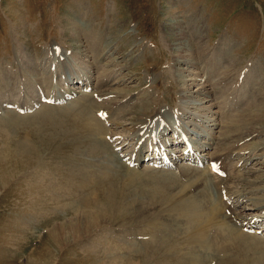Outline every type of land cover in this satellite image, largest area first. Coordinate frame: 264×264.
Here are the masks:
<instances>
[{
    "label": "rangeland",
    "instance_id": "1",
    "mask_svg": "<svg viewBox=\"0 0 264 264\" xmlns=\"http://www.w3.org/2000/svg\"><path fill=\"white\" fill-rule=\"evenodd\" d=\"M187 48L192 64L176 58ZM29 60L33 72L20 68ZM105 90L109 100L98 96ZM156 109L172 124L163 137L174 164L162 159L161 140L138 130ZM150 121L151 129L161 119ZM185 136L201 154H226L231 169L184 159L185 143L171 140ZM238 150L250 173L232 191L264 189V0H0V264H264L256 225L225 217L207 246L190 239L219 209L218 190L237 204L220 183ZM246 203L228 206L242 216L263 211Z\"/></svg>",
    "mask_w": 264,
    "mask_h": 264
},
{
    "label": "bare ground",
    "instance_id": "2",
    "mask_svg": "<svg viewBox=\"0 0 264 264\" xmlns=\"http://www.w3.org/2000/svg\"><path fill=\"white\" fill-rule=\"evenodd\" d=\"M187 1V0H186ZM185 2V1H184ZM183 2V3H184ZM188 23H191V22H188ZM178 24V23H177ZM180 24V23H179ZM178 24V25H179ZM190 25V24H189ZM177 26V25H176ZM181 26H183V25H181ZM195 26H197V25H195ZM203 27V26H202ZM182 28L183 27H179V29H180V31L179 30H177V33L179 34L178 35V37H179V41L176 43V45H178L177 46V48L178 49H181V51L180 52H182L183 51V49L184 48H182V45H186L185 44V41H181V33L183 32V30H182ZM184 33V32H183ZM184 35V34H183ZM202 40V39H201ZM101 41V40H100ZM95 42V41H94ZM201 42V41H200ZM224 43H225V41H224ZM226 45V44H225ZM174 46V45H173ZM189 47V46H188ZM219 47V46H218ZM173 48V47H172ZM225 48V47H224ZM223 47H221L220 48V50H222V51H224V52H226V50L224 49ZM188 50H189V48H187L186 49V53H184V54H181V56L180 57H176L177 59L178 58H184L182 61L184 62V63H187V64H192V58H191V56H190V52L188 53ZM55 51H56V49L55 48H53V47H51V48H49V50H48V52H47V58H50V59H53V53H55ZM190 51V50H189ZM185 52V51H184ZM106 54H108V53H106ZM193 54V53H192ZM64 58V56H61V60ZM29 59V58H28ZM176 59V60H177ZM57 61V60H56ZM52 64H54V60H52ZM19 63H21V62H19ZM57 63V62H56ZM55 65V64H54ZM51 66H53V65H51ZM20 68H27V69H29L31 72H33V67H32V65H31V63H30V60L29 61H25V62H23L22 64H21V66H20ZM2 70H4V69H2ZM5 71H6V69H5ZM37 75V74H36ZM35 75V76H36ZM47 76V75H46ZM107 76H110L109 74L107 75ZM24 77L25 78H27V77H29V76H26V74L24 75ZM47 78V77H46ZM39 79H41V78H39ZM108 79H109V77H108ZM194 79H196L197 80V78H194ZM194 79H190V80H194ZM78 80V79H77ZM45 81V80H44ZM43 81V82H44ZM82 81V80H81ZM86 81V79H84L83 80V82H85ZM88 81V83H90L91 81L90 80H87ZM189 81V80H188ZM79 81H77V83H78ZM87 83V84H88ZM183 83L184 84H186L187 83V78H183ZM11 87V85H8L7 86V89L8 88H10ZM202 90L203 89H200V90H198V91H196L198 94H202L203 92H202ZM74 92H77L75 89H72V90H69V91H66V97L67 98H69V97H72L73 95H74ZM103 92V91H102ZM184 92V91H183ZM98 93V92H97ZM208 93V92H207ZM112 93L111 92H109V91H106L105 90V92H103V93H98V96H108V95H111ZM191 95H193L192 93H191ZM209 95V94H208ZM202 96V95H201ZM184 97H186V96H184ZM189 97V96H188ZM193 97V96H192ZM191 97V98H192ZM200 97V96H199ZM203 97V99H208V97L206 98V97H204V96H202ZM105 98H107V97H105ZM194 98V97H193ZM108 99V98H107ZM189 99V98H188ZM55 100V99H54ZM109 100V99H108ZM195 100V99H194ZM198 101H200L199 99H197ZM182 101V100H181ZM204 101V100H203ZM36 102V101H35ZM146 102H148V101H146ZM184 102H186V101H184ZM190 102H192V100L190 101ZM104 103V102H103ZM202 103V102H201ZM106 104V103H105ZM184 104V103H183ZM193 104H195V103H193ZM196 104H199V103H196ZM23 105V107H26L27 106V103H24V104H22ZM205 104H204V102H203V105L202 106H204ZM148 106V104L147 103H143L142 105H141V107H138V112H140L139 114H140V116H142V115H144L146 112H147V109H146V107ZM188 106V105H187ZM187 106H186V108H187ZM195 106V105H194ZM198 107H199V105H197ZM106 107V106H105ZM185 107V106H184ZM208 107V106H207ZM103 108V107H102ZM102 108H100V109H102ZM107 108V107H106ZM161 108V107H160ZM192 108V107H191ZM206 108V107H205ZM193 109H195V107L193 108ZM197 109V108H196ZM188 110L189 109H187V112H188ZM198 110V109H197ZM205 110V109H204ZM203 110V111H204ZM207 110H209V109H207ZM100 111H102V110H100ZM212 111V110H211ZM199 112V111H198ZM105 113V112H104ZM103 113V114H104ZM176 113L178 114V115H184V116H186L185 114V112H181V111H177L176 110ZM200 113H201V111H200ZM164 115V116H163ZM171 115V114H170ZM192 115H194V118H199L200 117V115L195 111L194 113H192ZM246 115V114H245ZM139 116V117H140ZM212 116V115H211ZM211 116H207V121L208 120H210V122H211V125L212 126H214L215 125V127L217 126L216 124H218L217 123V121H216V119L217 118H214V117H212V118H210ZM159 118V119H161V121L160 122H158L157 124H156V126L155 127H153V128H151L150 129V127H149V125H150V123H151V118ZM172 118V117H171ZM181 118V117H180ZM183 118V117H182ZM192 118V117H191ZM250 119V118H249ZM203 120H206V117H205V119H203ZM202 121V120H201ZM206 121V122H207ZM205 122V123H206ZM188 123V122H187ZM208 123V122H207ZM189 124V123H188ZM170 125H172L169 121H167L166 119H165V113H164V111L162 112V110L161 109H156V111H155V113H154V115H152L151 117H149V118H147V119H145V120H143L141 123H140V125H139V129L138 130H141L140 131V133H145L146 135H149V136H151V137H153L154 139H156V141H155V143H158L159 142V140H161L162 141V143L160 142L159 144L160 145H163V146H165V148H166V151L165 152H163V153H161L163 156H162V159L164 160V158H166L167 157V159H171L172 161H173V164L175 163V161H177V158H176V155H175V151H174V149L175 148H172V146L170 147V146H168V145H166L165 143L167 142L166 141V138L165 137H163L165 134L164 133H166V131H167V133H169L170 131H171V129L169 128L170 127ZM208 125V124H207ZM206 125V126H207ZM209 126V125H208ZM228 126H230V125H228ZM231 126H233V125H231ZM157 127V128H156ZM150 129V130H149ZM212 131V130H211ZM153 132V133H152ZM211 133V135H213L214 134V131L213 132H210ZM224 134H226L227 135V138L226 139H232V138H235L236 136H235V134H234V132H229V134H227L226 132H223ZM223 133H222V135H223ZM169 135V134H168ZM175 135V134H174ZM179 135V134H178ZM253 136H254V134H252ZM251 134H248L247 135V138L248 137H250V136H252ZM177 136V135H176ZM246 136V135H245ZM110 138H111V140H114V141H117L118 143H121L122 142V136H120V135H114V134H111L110 136H109ZM170 137H172V136H170ZM178 137V136H177ZM180 137V136H179ZM246 138V137H245ZM131 139H133V138H131ZM188 139V140H187ZM186 140H187V142H186ZM234 140V139H233ZM181 141H183L184 143H185V146L183 147V152H182V155L184 156L183 158L184 159H187V160H190V161H192L191 159H193V161L192 162H194V163H205V161H206V159H207V161L208 160H210V168L212 169H215V170H217L219 173H222L223 174V172H222V169H231V168H229V167H226L225 165H224V162L226 161V157H227V155L226 154H218V155H216V153L214 154V155H216V156H206V154H201L200 153V151L198 152V149H199V146H195V144L192 142L193 140L191 139V137H188V136H185V137H181V139H179V140H175V138L174 139H172L171 140V142H173V144L174 145H176L174 142H176L177 144L178 143H180ZM169 143H171L170 141H168ZM203 143H206V141H202ZM168 143V144H169ZM202 146V145H201ZM134 147V146H133ZM237 149H239L237 146H235ZM204 150V149H203ZM203 150H201V151H203ZM136 150H134L133 152H135ZM216 152V151H215ZM151 153V151L149 152V154ZM239 156H240V158H239V160L235 163V165L232 167V169L234 168V171H232V175L231 176H228V178H227V182L225 183L224 182V184H221L220 183V186L221 187H228L231 191L235 188V187H237L238 186V182H240V181H242V180H244L245 178H246V176H247V174H249L250 173V171H248V169H247V164H248V162L250 161V159H249V157L247 156L246 157V155H244L245 154V151H237L236 152ZM153 155V154H152ZM150 156L152 159L154 158V156ZM156 155V154H155ZM177 155H178V153H177ZM182 155L180 154V155H178L179 157H181L182 158ZM165 156V157H164ZM149 157V158H150ZM158 157H160V155H158ZM130 159H131V161L133 162H129V164H131V165H133L134 166V164H137V162H138V156L137 155H133L132 154V156L131 157H129ZM139 158H140V160H146L147 159V156L145 155V156H143V155H140L139 156ZM233 158V157H232ZM225 159V161L223 162V160ZM155 161H156V158L154 159ZM154 160H152V161H154ZM159 161V160H158ZM223 162V163H222ZM227 163V162H226ZM158 164H161V163H159L158 162ZM229 164V163H228ZM164 165V164H163ZM175 165H177V164H175ZM166 166V165H165ZM105 169V171L106 172H109L110 170L108 169V168H104ZM211 169H210V171H207L206 170V172H203L201 175H200V177H205V176H207L210 172H211ZM207 179H208V177H207ZM203 182H207V181H205V179H203ZM231 182L233 183V185L231 184ZM202 183V182H201ZM200 182H198V184H197V186L196 187H199L200 186V184H201ZM215 183V182H214ZM231 185H230V184ZM202 185V184H201ZM217 184H215V187L218 189V187L216 186ZM211 186V185H210ZM210 186H209V188H210ZM194 188V187H193ZM208 188V187H207ZM261 190H264V189H259L257 192H251L249 195H246V196H237L233 191L231 192V195L233 196V198H236V200H237V204L235 205L234 204V202H231L230 200H232V199H228V201L226 200V199H222L221 198V196H220V192H219V190H218V195H219V199H213V200H216V201H219L220 200V202H218V205L217 206H219V209H216V208H214V213H213V211L211 212V213H213V215H210V216H207V217H204L203 216V218H202V220H200L199 222L197 221L196 223L198 224V226L196 227V229L195 230H193V233H192V235L190 236V239H199L200 240V242H201V246H207L208 245V239L210 238L209 236H210V234H215V237H217L218 235L220 236V235H223L221 232H224V231H222V230H220V228H221V226H222V224L224 223V222H222V219L223 218H225V217H229V218H231L232 220H234V221H236L237 222V224H238V226L240 227V228H242V229H246L247 228V230H251V229H253V226H254V224L256 225V223L257 224H261V225H263V226H259V225H256V227H259L261 230H256L257 232H262V234H264V208H263V211H260V213H258V214H252V213H248L246 216H242V214H241V212H238V211H235V209H233L234 207H236V206H242L241 204H244L246 201L247 202H249V203H246V204H255V203H257V204H262L263 206H264V194L263 195H260V196H258V197H256V194L259 192V191H261ZM205 193H206V191H205ZM209 194V193H208ZM259 194H261V193H259ZM210 195V194H209ZM241 199H243V200H241ZM224 200V201H223ZM194 202V201H193ZM231 204V205H234L233 206V208H232V210H231V208H230V206H228V204ZM233 203V204H232ZM195 204V203H194ZM193 205V204H192ZM216 206V207H217ZM242 207H244L243 209H246V207H247V205H244V206H242ZM196 208V207H195ZM254 208H256V207H254ZM258 209H261L259 206L257 207ZM224 209H229L230 211H231V213H230V215H228V213L226 212V213H224ZM188 210H190L189 208H188ZM197 210V209H196ZM225 210V211H226ZM262 210V209H261ZM191 213H193V212H191ZM198 214H200V213H198ZM205 215H207V213H204ZM203 214V215H204ZM193 215H194V213H193ZM201 215V214H200ZM190 217V216H189ZM202 217V216H201ZM193 218V217H192ZM196 218V217H195ZM218 219V220H217ZM247 219H249V222L248 223H245V221H247ZM213 225H216V228H217V230H213ZM195 228V227H194ZM227 227H225V229H226ZM228 228L230 229V227L228 226ZM215 229V228H214ZM70 230H73V231H77V232H80V231H82V229L79 227V226H72L71 227V229ZM191 230V229H190ZM191 230V231H192ZM224 230V229H223ZM65 231V230H64ZM226 231H227V229H226ZM225 231V233H227ZM62 234V233H61ZM227 235H229V237L231 238V239H235V240H242V241H245V238L244 239H238L236 236H235V233H234V231L231 229L229 232H228V234ZM225 236V235H224ZM223 236V237H224ZM212 238V237H211ZM219 238V237H218ZM225 238V237H224ZM224 238L222 239V240H224ZM229 238H225V240H226V242H227V240H228ZM230 240V239H229ZM247 240V239H246ZM225 242V243H226ZM240 243V242H239ZM252 245V244H251ZM204 259V258H203Z\"/></svg>",
    "mask_w": 264,
    "mask_h": 264
}]
</instances>
